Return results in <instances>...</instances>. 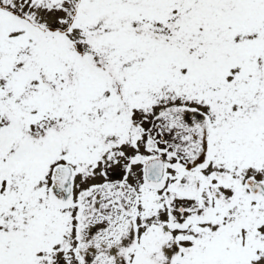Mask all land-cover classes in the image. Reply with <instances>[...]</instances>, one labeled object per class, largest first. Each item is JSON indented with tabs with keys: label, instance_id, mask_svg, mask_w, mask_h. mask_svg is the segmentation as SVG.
Here are the masks:
<instances>
[{
	"label": "snow or ice",
	"instance_id": "6c2138e0",
	"mask_svg": "<svg viewBox=\"0 0 264 264\" xmlns=\"http://www.w3.org/2000/svg\"><path fill=\"white\" fill-rule=\"evenodd\" d=\"M0 264H264V0H0Z\"/></svg>",
	"mask_w": 264,
	"mask_h": 264
}]
</instances>
